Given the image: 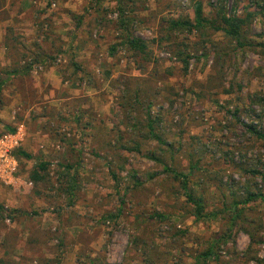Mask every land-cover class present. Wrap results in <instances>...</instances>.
Returning <instances> with one entry per match:
<instances>
[{
  "label": "rangeland",
  "instance_id": "1",
  "mask_svg": "<svg viewBox=\"0 0 264 264\" xmlns=\"http://www.w3.org/2000/svg\"><path fill=\"white\" fill-rule=\"evenodd\" d=\"M197 4L214 27L245 20L240 43L171 29ZM0 39V74L32 65L0 92V264H204L210 247L206 264H264V203L237 222L225 212L233 196L264 192L252 174L264 173V0H0ZM50 65L66 85L54 95L29 84ZM165 167L188 175L209 217L195 220Z\"/></svg>",
  "mask_w": 264,
  "mask_h": 264
},
{
  "label": "trees",
  "instance_id": "2",
  "mask_svg": "<svg viewBox=\"0 0 264 264\" xmlns=\"http://www.w3.org/2000/svg\"><path fill=\"white\" fill-rule=\"evenodd\" d=\"M221 21L223 25L225 26L224 29L214 27V24L206 19L203 16L202 13V7L200 4H197L194 9V20H171L170 21V27L173 30H187L189 32H192L194 30L198 29H204V28H212L215 31L223 30L225 31L227 36H230L233 40L240 43V30L243 25L246 24V21L243 19H238L236 17H226L225 15L221 17ZM128 50H130L134 56L139 57L141 61L144 62H150L151 61V53L147 47V44L142 41L139 38H135L132 35L127 34L125 36V39L122 43ZM34 63H38V61H35ZM32 70V65H27L23 67L21 70L13 71V73L8 74H0V92L4 85L12 78H14L16 75H24L28 74ZM148 126L150 128L151 135L155 136L153 133V124L154 121L151 119L150 115L147 117ZM252 133L257 135L258 137H263L260 133H258L255 130H251ZM9 132H14L12 129L9 130ZM155 138L158 140V137L155 136ZM16 157H22L25 159H32V156L24 151L17 150L15 152ZM48 168V163H45L43 161H40L36 164V170L32 172L31 179L34 182H39L43 179V175ZM164 171L168 174L172 175L173 178L180 182L181 189L184 191V196L186 198L187 203L192 208V215L194 216L195 220L200 221L204 220L207 217H209V214L206 213V208L203 202V199L200 197H195L191 192L188 191L187 182H188V175L184 173H179L174 170H172L169 167H165ZM252 174L255 176H258L261 178V180L264 182V173L260 171H252ZM242 196V197H241ZM240 197L233 196L232 200L226 205L225 204V212L229 213L231 215V219L233 222H237L243 215L242 212L245 210L247 206H249L251 203L260 201L261 203H264V192H251L249 190L245 191L243 195ZM7 209L4 208V206L0 205V213L5 214L8 213ZM212 215V214H211ZM10 216V215H8ZM161 218V217H160ZM252 242L254 241L253 237L251 236ZM214 256L213 248L210 247L207 251L203 252L201 255L197 257V262L199 260L203 262L204 264L207 263L208 260H210ZM264 263V261L262 262Z\"/></svg>",
  "mask_w": 264,
  "mask_h": 264
},
{
  "label": "crops",
  "instance_id": "3",
  "mask_svg": "<svg viewBox=\"0 0 264 264\" xmlns=\"http://www.w3.org/2000/svg\"><path fill=\"white\" fill-rule=\"evenodd\" d=\"M2 39H0V62L2 61V66L4 68H8V66L10 65V61L8 60V58L5 57V51H4V47L2 44ZM86 56L85 57H90V54L85 53ZM17 71V70H16ZM11 75V73H9ZM32 76L31 80H29V84L32 85L33 88H39V91L42 92V87L43 86H48L49 84L53 87V92L52 94L54 95V91L55 90H59L61 87H64V85L62 84V81L60 79V75H59V71H57V67L54 65H50L47 67V69L45 70V72H43L41 75H37L34 71L31 72ZM17 78H21L23 75H16ZM22 79V78H21ZM28 82V80H27ZM66 86V85H65ZM14 88V86L12 87ZM68 89V87H65V89ZM70 91V90H69ZM43 97L45 98V100H48V102L53 106L56 105V102H58V99H49L50 96L43 94Z\"/></svg>",
  "mask_w": 264,
  "mask_h": 264
},
{
  "label": "built area",
  "instance_id": "4",
  "mask_svg": "<svg viewBox=\"0 0 264 264\" xmlns=\"http://www.w3.org/2000/svg\"><path fill=\"white\" fill-rule=\"evenodd\" d=\"M1 144L3 145L2 147L4 148L3 149L4 153H6L8 151V149H11L18 144L17 136L16 135L7 136L3 140H1ZM1 173H2V171L0 170V174Z\"/></svg>",
  "mask_w": 264,
  "mask_h": 264
}]
</instances>
